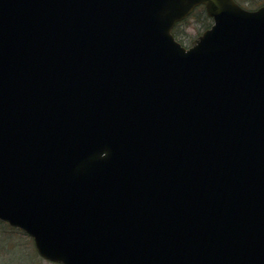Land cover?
Returning <instances> with one entry per match:
<instances>
[{
	"label": "water",
	"instance_id": "1",
	"mask_svg": "<svg viewBox=\"0 0 264 264\" xmlns=\"http://www.w3.org/2000/svg\"><path fill=\"white\" fill-rule=\"evenodd\" d=\"M0 220L61 264H264V6L0 0Z\"/></svg>",
	"mask_w": 264,
	"mask_h": 264
},
{
	"label": "rangeland",
	"instance_id": "2",
	"mask_svg": "<svg viewBox=\"0 0 264 264\" xmlns=\"http://www.w3.org/2000/svg\"><path fill=\"white\" fill-rule=\"evenodd\" d=\"M200 26L201 23L194 17L189 19L188 24L181 27L180 41L189 45L199 33ZM33 244L23 231L0 222V264H50L38 256Z\"/></svg>",
	"mask_w": 264,
	"mask_h": 264
},
{
	"label": "trees",
	"instance_id": "3",
	"mask_svg": "<svg viewBox=\"0 0 264 264\" xmlns=\"http://www.w3.org/2000/svg\"><path fill=\"white\" fill-rule=\"evenodd\" d=\"M193 17L199 21L201 23V26L198 28L199 30V34L201 33V31L207 29L210 25H211V19L206 15V12L204 10L203 7H199L195 10ZM188 19H186L185 21H183L182 23H180L179 25L176 26V28L174 29L173 33L175 34L176 38L180 40V31H181V27H183V25L188 24Z\"/></svg>",
	"mask_w": 264,
	"mask_h": 264
},
{
	"label": "flooded vegetation",
	"instance_id": "4",
	"mask_svg": "<svg viewBox=\"0 0 264 264\" xmlns=\"http://www.w3.org/2000/svg\"><path fill=\"white\" fill-rule=\"evenodd\" d=\"M241 1H242V0H241ZM257 1H258V0H257ZM261 2L264 3V0L258 1L257 3H261Z\"/></svg>",
	"mask_w": 264,
	"mask_h": 264
}]
</instances>
